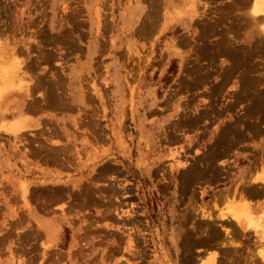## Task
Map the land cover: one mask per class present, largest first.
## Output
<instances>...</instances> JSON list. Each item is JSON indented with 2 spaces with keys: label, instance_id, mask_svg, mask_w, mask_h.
<instances>
[{
  "label": "rangeland",
  "instance_id": "rangeland-1",
  "mask_svg": "<svg viewBox=\"0 0 264 264\" xmlns=\"http://www.w3.org/2000/svg\"><path fill=\"white\" fill-rule=\"evenodd\" d=\"M252 4L0 0V264H264Z\"/></svg>",
  "mask_w": 264,
  "mask_h": 264
},
{
  "label": "bare ground",
  "instance_id": "bare-ground-1",
  "mask_svg": "<svg viewBox=\"0 0 264 264\" xmlns=\"http://www.w3.org/2000/svg\"><path fill=\"white\" fill-rule=\"evenodd\" d=\"M251 9H252V12L254 14L253 18L260 22V24H261L260 26L262 27V30L264 33V0H253V4L251 6ZM3 84L4 83L0 81V106L4 101V100L2 101L3 97L6 95L5 93H3V91H4ZM14 121H18V119L13 120V122ZM11 122L12 121H9V122L4 121L2 128L5 127V129L7 130L9 128L8 126L11 125ZM16 129H18V128H16ZM258 179L260 180L262 178L258 177ZM263 181H264V179H263ZM245 205H244V207L242 206V209H240L238 213L236 212L237 214H235V216H234V217H236L235 219L238 221L239 225H243L242 227H249L250 225H253V227H255L257 230L261 229V230L257 231V233L259 235L260 234L262 235L264 233V214H262V213L256 214L253 211V209L251 208V205H248V206H245ZM260 253L262 254V257H264V250L263 249H262V251H260Z\"/></svg>",
  "mask_w": 264,
  "mask_h": 264
},
{
  "label": "crops",
  "instance_id": "crops-1",
  "mask_svg": "<svg viewBox=\"0 0 264 264\" xmlns=\"http://www.w3.org/2000/svg\"><path fill=\"white\" fill-rule=\"evenodd\" d=\"M14 94H17V93H14ZM16 101H18V100H14V102H16ZM4 111H5V104L3 101V103L0 106V124L4 121L9 122V121H13L15 119H18L20 117V115H19L18 117L16 116L13 119L6 120L5 119L6 113ZM0 130H2V129H0ZM4 132H7V131H4ZM7 133H9V132H7ZM48 228H50V230H48ZM44 229H45V234H46V238H47V242L45 243V246H50L52 244V242H54V237H55L54 234H56L54 226L50 225L49 223H45Z\"/></svg>",
  "mask_w": 264,
  "mask_h": 264
}]
</instances>
